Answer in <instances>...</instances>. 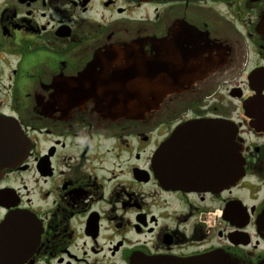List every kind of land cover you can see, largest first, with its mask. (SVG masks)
<instances>
[{
    "label": "flooded vegetation",
    "instance_id": "1",
    "mask_svg": "<svg viewBox=\"0 0 264 264\" xmlns=\"http://www.w3.org/2000/svg\"><path fill=\"white\" fill-rule=\"evenodd\" d=\"M0 116V264H264V0H0Z\"/></svg>",
    "mask_w": 264,
    "mask_h": 264
},
{
    "label": "water",
    "instance_id": "2",
    "mask_svg": "<svg viewBox=\"0 0 264 264\" xmlns=\"http://www.w3.org/2000/svg\"><path fill=\"white\" fill-rule=\"evenodd\" d=\"M138 1H151V0H138ZM158 69L162 71L159 67H154L152 70ZM159 77V75H156ZM126 84L120 85V89H123ZM166 85L155 84L146 85L138 84L135 86L137 96L140 93L152 92L153 95L149 102L152 106H156L164 95ZM163 89V90H162ZM155 93V96H154ZM30 150V141L24 135L19 123L13 118H7L0 116V178L2 176V171L5 169H11L20 165L23 160L27 157ZM160 158V156H158ZM160 162H158L159 166Z\"/></svg>",
    "mask_w": 264,
    "mask_h": 264
}]
</instances>
